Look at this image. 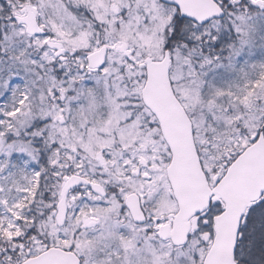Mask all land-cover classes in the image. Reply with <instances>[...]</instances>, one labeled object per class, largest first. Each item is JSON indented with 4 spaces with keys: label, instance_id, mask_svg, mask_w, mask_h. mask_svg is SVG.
I'll return each mask as SVG.
<instances>
[{
    "label": "snow or ice",
    "instance_id": "1",
    "mask_svg": "<svg viewBox=\"0 0 264 264\" xmlns=\"http://www.w3.org/2000/svg\"><path fill=\"white\" fill-rule=\"evenodd\" d=\"M0 264H264V0H0Z\"/></svg>",
    "mask_w": 264,
    "mask_h": 264
}]
</instances>
